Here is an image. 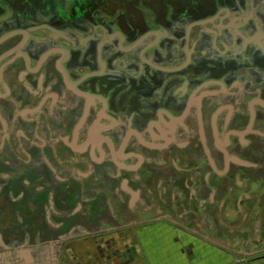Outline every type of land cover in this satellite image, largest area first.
Instances as JSON below:
<instances>
[{"label":"flooded vegetation","instance_id":"1","mask_svg":"<svg viewBox=\"0 0 264 264\" xmlns=\"http://www.w3.org/2000/svg\"><path fill=\"white\" fill-rule=\"evenodd\" d=\"M157 225L264 264V0H0V264Z\"/></svg>","mask_w":264,"mask_h":264},{"label":"crops","instance_id":"2","mask_svg":"<svg viewBox=\"0 0 264 264\" xmlns=\"http://www.w3.org/2000/svg\"><path fill=\"white\" fill-rule=\"evenodd\" d=\"M128 234V233H127ZM130 234V233H129ZM173 230L166 226L157 225L143 229L137 241L128 238L125 242H117L112 248L119 252L129 250V254L120 261H106L109 264H225L219 260L220 251L213 247L196 251H189V243L185 239L174 241ZM95 248H105L103 243H95ZM93 246V245H92ZM89 243L80 244L79 250L84 251L92 247ZM128 258V259H126ZM97 264H103L104 259L93 256Z\"/></svg>","mask_w":264,"mask_h":264}]
</instances>
